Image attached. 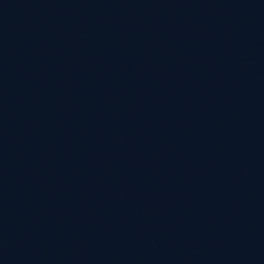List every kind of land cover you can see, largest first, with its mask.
I'll return each instance as SVG.
<instances>
[{"label":"water","instance_id":"water-1","mask_svg":"<svg viewBox=\"0 0 264 264\" xmlns=\"http://www.w3.org/2000/svg\"><path fill=\"white\" fill-rule=\"evenodd\" d=\"M0 264H264V0H0Z\"/></svg>","mask_w":264,"mask_h":264}]
</instances>
